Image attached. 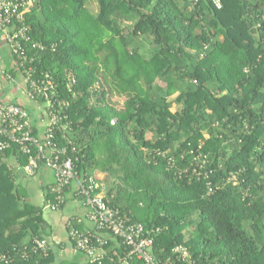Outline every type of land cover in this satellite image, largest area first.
I'll list each match as a JSON object with an SVG mask.
<instances>
[{"label": "trees", "instance_id": "16d2710c", "mask_svg": "<svg viewBox=\"0 0 264 264\" xmlns=\"http://www.w3.org/2000/svg\"><path fill=\"white\" fill-rule=\"evenodd\" d=\"M29 6L31 36L47 46L36 63L70 102L57 140L77 172L146 226L157 259L183 244L194 264H264V0ZM12 156L21 167L28 161L0 149V252L12 255L1 264H53V246L35 249L36 239L50 240L44 207L57 201L53 183L43 186V204L33 202ZM106 236L101 264H117L127 245Z\"/></svg>", "mask_w": 264, "mask_h": 264}, {"label": "built area", "instance_id": "2783aa9c", "mask_svg": "<svg viewBox=\"0 0 264 264\" xmlns=\"http://www.w3.org/2000/svg\"><path fill=\"white\" fill-rule=\"evenodd\" d=\"M217 8L222 7V0H212ZM31 0H0V31L5 35L6 45L15 61L14 72L1 68V77L9 83L16 82V74L24 81V95L39 104L42 110L40 122L43 132L37 133L38 121L24 105L7 98H0V149H15L27 157V163L21 167L26 175H35L42 167L54 172L52 190L56 194V203L51 209H58L66 200L64 190L75 185L76 194H80L87 209L86 217L94 225L91 231L76 227L73 219L67 222L69 237L74 245L87 258L88 263L103 261L106 255V234H112L127 245V251L119 256L117 264H134L140 259L144 264H194L187 246L178 244L172 250V256L165 260L157 259L153 253L154 237L141 222L132 221L129 214L111 205L105 188L94 176H81L75 169L71 156H66L67 149L57 140L58 130L66 137L63 122L68 118L69 100L61 97L58 82L48 71H42L36 63L38 53L46 51V44L35 41L30 33L31 26L26 22V13ZM75 78L67 84L72 91ZM202 168H206L207 158L199 156ZM200 173L197 169L193 170ZM207 176V171H206ZM232 179L235 181L236 176ZM78 223L82 222L77 217ZM151 232H154L152 229ZM35 249L47 253L52 243L47 238L36 239ZM116 254V253H115ZM12 255L0 252V264L8 263Z\"/></svg>", "mask_w": 264, "mask_h": 264}, {"label": "crops", "instance_id": "0c3cea01", "mask_svg": "<svg viewBox=\"0 0 264 264\" xmlns=\"http://www.w3.org/2000/svg\"><path fill=\"white\" fill-rule=\"evenodd\" d=\"M15 61L10 54L6 45L5 35L0 31V67L9 71L14 70ZM16 82H6L0 75V98H7L21 104H24L31 111L33 117L38 121L37 133L43 132V125L39 121L41 118L42 110L39 104L35 101L28 99L23 93V79L20 75L16 74ZM10 166H17L19 169L20 161L12 156L8 158ZM23 174V173H22ZM99 177H103L104 173L100 171L97 173ZM23 183L27 184L30 190L31 199L36 203L43 204L45 202V195L43 186L46 184L54 183V172L47 168L42 167L34 176L27 177L23 174L21 177ZM66 202L62 208L51 209L49 203L44 207V216L48 221L50 232V241L55 251V262L53 264H60L62 261L69 263L86 264V257L81 253L73 241L69 237L67 221L72 217L82 219L81 225L83 231H91L94 225L86 217L87 209L82 203V199L78 197L75 192V185L72 184L66 190ZM111 236H109L110 238ZM112 238V237H111Z\"/></svg>", "mask_w": 264, "mask_h": 264}, {"label": "rangeland", "instance_id": "374dc122", "mask_svg": "<svg viewBox=\"0 0 264 264\" xmlns=\"http://www.w3.org/2000/svg\"><path fill=\"white\" fill-rule=\"evenodd\" d=\"M158 82H159V83H160L162 86H165V85H166V84H165L163 81H161V80H158ZM175 96H176V95H174V96H171L169 99H174V98H175ZM116 99L118 100V98H117V97H116ZM117 100H116V101H117ZM118 101H120V100H118ZM120 102H122V100H121ZM177 107H178V106H177V104H176V103H174V105H173V107H172V110H173V111H175ZM207 136H208V135H207ZM207 136H206V137H207ZM20 176L22 177V176H23V174L21 173V174H20ZM29 187H30V185H29ZM32 201H33V200H32ZM33 202H35V200H34Z\"/></svg>", "mask_w": 264, "mask_h": 264}]
</instances>
